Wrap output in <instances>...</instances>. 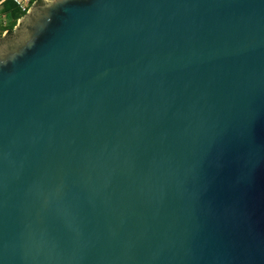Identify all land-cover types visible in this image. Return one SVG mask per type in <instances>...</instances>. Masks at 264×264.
Returning a JSON list of instances; mask_svg holds the SVG:
<instances>
[{
    "label": "water",
    "instance_id": "95a60500",
    "mask_svg": "<svg viewBox=\"0 0 264 264\" xmlns=\"http://www.w3.org/2000/svg\"><path fill=\"white\" fill-rule=\"evenodd\" d=\"M40 1L0 40V264H264V0Z\"/></svg>",
    "mask_w": 264,
    "mask_h": 264
},
{
    "label": "rangeland",
    "instance_id": "374dc122",
    "mask_svg": "<svg viewBox=\"0 0 264 264\" xmlns=\"http://www.w3.org/2000/svg\"><path fill=\"white\" fill-rule=\"evenodd\" d=\"M43 1L45 0H42V2ZM37 3H41V1ZM18 26L19 20L16 21L15 18H13V13L7 6V3L4 0H0V40L4 39L5 36H8L7 34H9L8 32L10 28L13 33Z\"/></svg>",
    "mask_w": 264,
    "mask_h": 264
},
{
    "label": "built area",
    "instance_id": "2783aa9c",
    "mask_svg": "<svg viewBox=\"0 0 264 264\" xmlns=\"http://www.w3.org/2000/svg\"><path fill=\"white\" fill-rule=\"evenodd\" d=\"M7 1H10L12 4H14L16 8L22 13V15L25 16L30 11L31 7L34 4H36L39 0H7Z\"/></svg>",
    "mask_w": 264,
    "mask_h": 264
},
{
    "label": "trees",
    "instance_id": "16d2710c",
    "mask_svg": "<svg viewBox=\"0 0 264 264\" xmlns=\"http://www.w3.org/2000/svg\"><path fill=\"white\" fill-rule=\"evenodd\" d=\"M5 2L7 3V6L11 9V12L13 13V18H15L16 21L19 20L23 16L22 13L10 1L6 0ZM38 2H40V0ZM8 33H12L11 28Z\"/></svg>",
    "mask_w": 264,
    "mask_h": 264
},
{
    "label": "flooded vegetation",
    "instance_id": "af4514ba",
    "mask_svg": "<svg viewBox=\"0 0 264 264\" xmlns=\"http://www.w3.org/2000/svg\"><path fill=\"white\" fill-rule=\"evenodd\" d=\"M8 36H5V37H9V34H7ZM8 39V38H7Z\"/></svg>",
    "mask_w": 264,
    "mask_h": 264
}]
</instances>
